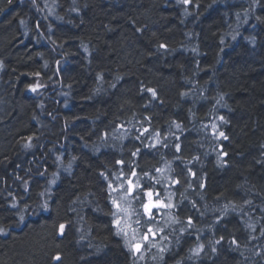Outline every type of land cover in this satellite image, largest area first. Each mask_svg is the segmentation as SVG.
I'll use <instances>...</instances> for the list:
<instances>
[{"label":"trees","instance_id":"16d2710c","mask_svg":"<svg viewBox=\"0 0 264 264\" xmlns=\"http://www.w3.org/2000/svg\"><path fill=\"white\" fill-rule=\"evenodd\" d=\"M0 264H264V0H0Z\"/></svg>","mask_w":264,"mask_h":264},{"label":"rangeland","instance_id":"374dc122","mask_svg":"<svg viewBox=\"0 0 264 264\" xmlns=\"http://www.w3.org/2000/svg\"><path fill=\"white\" fill-rule=\"evenodd\" d=\"M132 184H133V182H132ZM133 191H134V187L132 189V192ZM148 199L145 203L148 202ZM118 202L121 205V209L127 208V210H128L127 213L121 211V209L118 210V212H119L118 217L121 220L120 227H122L123 230L127 231L128 238L130 239V242H132L133 244L140 242L141 245H143V240L141 239L143 236H141L140 229L138 228L141 225L140 215L137 214L136 211H132V209L130 207L129 200L127 198L122 197L118 200ZM151 202H152V205H154L152 207V212H150V214L146 213L144 211V208H143V213L148 214V216H147L148 219L152 220L153 218H155L157 220H160L161 216L164 215V209H163L164 205L160 201L155 199V197H153V195L151 196ZM137 221H139V223H137ZM151 233H152L153 237H155V232L152 228H151ZM147 237L151 238L150 235ZM141 248H142V246H141Z\"/></svg>","mask_w":264,"mask_h":264},{"label":"snow or ice","instance_id":"6c2138e0","mask_svg":"<svg viewBox=\"0 0 264 264\" xmlns=\"http://www.w3.org/2000/svg\"><path fill=\"white\" fill-rule=\"evenodd\" d=\"M33 90H35V89H33ZM221 119H223V118L221 117ZM220 135L223 136L224 134L221 132ZM226 138H227V137H225V139H226ZM133 175H135V173H133ZM128 185H129V187L125 190V195H130L131 192H132V189H133V187H134V185L132 184V181H131V180L128 181ZM145 195H146L149 199H148V202H147V203L142 204V207L144 208V211H145L146 213H149V214H150V210H151V208L154 206V205H152V202H151V196H152V193H151V192H147V193H145ZM112 203H113V205H114L117 209H121V205L119 204V202H118L117 200L113 199V200H112ZM121 211H123V212H125V213L128 212L127 208L121 209ZM114 215H117V214L114 213ZM115 223H116L117 226H120V224H121V220H120L119 217L116 219ZM137 223H139V221H137ZM60 227H61V230H63V227H64V226L61 225ZM121 231H123V229H121ZM148 231L151 232V229H149ZM141 239H142V240H147L148 237H147V235H145V236H143ZM141 246H142V245H141L140 242L134 243V244L132 245V247H133V248L135 249V251H137V252H139V251L141 250Z\"/></svg>","mask_w":264,"mask_h":264},{"label":"water","instance_id":"95a60500","mask_svg":"<svg viewBox=\"0 0 264 264\" xmlns=\"http://www.w3.org/2000/svg\"><path fill=\"white\" fill-rule=\"evenodd\" d=\"M150 212H152V208H151Z\"/></svg>","mask_w":264,"mask_h":264}]
</instances>
